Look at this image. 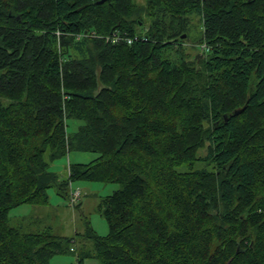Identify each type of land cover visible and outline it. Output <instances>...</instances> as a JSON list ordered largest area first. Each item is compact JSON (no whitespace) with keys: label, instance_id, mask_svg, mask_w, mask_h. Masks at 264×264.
Segmentation results:
<instances>
[{"label":"trees","instance_id":"obj_1","mask_svg":"<svg viewBox=\"0 0 264 264\" xmlns=\"http://www.w3.org/2000/svg\"><path fill=\"white\" fill-rule=\"evenodd\" d=\"M74 150L98 156L50 169ZM76 179L120 184L97 204L106 235L10 223ZM68 252L264 264V0H0V264Z\"/></svg>","mask_w":264,"mask_h":264},{"label":"rangeland","instance_id":"obj_2","mask_svg":"<svg viewBox=\"0 0 264 264\" xmlns=\"http://www.w3.org/2000/svg\"><path fill=\"white\" fill-rule=\"evenodd\" d=\"M144 3L145 0H136ZM190 41H195L201 32L198 21H193L191 26ZM189 45V41L185 42ZM197 48V46H196ZM79 121H69L68 131L77 129ZM80 123V122H79ZM98 154L90 151H70L68 154L54 160L50 169L57 172L60 177H66L69 163H88ZM120 187L117 182H104L101 180L76 179L70 184L71 190H80L79 198L73 204L57 193L55 187L49 188L48 203L31 204L21 203L9 210L10 223L12 225L24 224L27 231L49 230L60 236H75L83 233L86 223L89 224L99 235L108 233V224L97 209V204L105 195L112 193ZM77 204V205H75ZM79 242L75 243V247ZM76 261V252L54 253L50 257L53 264H72ZM84 264H98L94 258H86Z\"/></svg>","mask_w":264,"mask_h":264},{"label":"built area","instance_id":"obj_3","mask_svg":"<svg viewBox=\"0 0 264 264\" xmlns=\"http://www.w3.org/2000/svg\"><path fill=\"white\" fill-rule=\"evenodd\" d=\"M106 39H110L112 42H118L120 40H125L128 43H131L134 39H136V36H129L126 34H121L120 31L115 30L112 33H109L105 35ZM205 45H201V49H203ZM80 190H71L70 189V202L73 204L76 202L79 198Z\"/></svg>","mask_w":264,"mask_h":264},{"label":"water","instance_id":"obj_4","mask_svg":"<svg viewBox=\"0 0 264 264\" xmlns=\"http://www.w3.org/2000/svg\"><path fill=\"white\" fill-rule=\"evenodd\" d=\"M104 0H99V2H103ZM185 36V34H182V36L181 37H184ZM198 56H199V54H198ZM245 107H246V105H244L243 107H241L240 109H236L235 111H234V114H239L240 112H242L244 109H245Z\"/></svg>","mask_w":264,"mask_h":264}]
</instances>
